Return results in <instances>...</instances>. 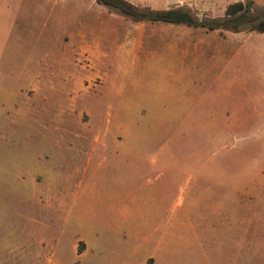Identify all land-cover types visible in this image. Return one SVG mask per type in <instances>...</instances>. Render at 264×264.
I'll use <instances>...</instances> for the list:
<instances>
[{"label": "rangeland", "instance_id": "374dc122", "mask_svg": "<svg viewBox=\"0 0 264 264\" xmlns=\"http://www.w3.org/2000/svg\"><path fill=\"white\" fill-rule=\"evenodd\" d=\"M17 1L0 0V264H142L139 242L156 245L181 198L229 222L199 233L209 262L164 223L174 264H264V34L136 23L96 2V43L66 47ZM127 1L220 20L247 0Z\"/></svg>", "mask_w": 264, "mask_h": 264}, {"label": "crops", "instance_id": "0c3cea01", "mask_svg": "<svg viewBox=\"0 0 264 264\" xmlns=\"http://www.w3.org/2000/svg\"><path fill=\"white\" fill-rule=\"evenodd\" d=\"M23 2V0L17 1V7ZM25 3H23L24 5ZM28 6V11H33L43 14V28L44 35H50L48 32L51 25H56L55 37L60 41L63 40L66 44V47H69L70 44H77L76 41H81L83 44L85 42L88 43L89 40L92 41L93 44L96 43V4L95 0H32L26 3ZM90 8L92 10L93 18L89 20L85 19V11ZM94 19V21H93ZM86 30L91 31V35L86 34ZM54 36V35H53ZM86 43V44H87ZM186 60V59H184ZM68 63L72 61L69 59L65 60ZM51 74L48 77L53 76L54 72L48 70ZM93 154V153H92ZM95 154V153H94ZM198 187V185H195ZM180 199V198H179ZM186 205L184 198L177 200L176 205L178 208H174V213L167 218L162 217L161 222L163 226V232L158 239L156 245H152V249L148 248L149 238L144 237L141 242H139L143 248H146L148 256L142 257V264H150L151 260H154L152 264H164L166 261H171L173 263L175 261V256L179 254V249L173 248L171 253L172 259L166 256V250L162 247V243L165 240V226L164 223L172 222V237L175 238V231H178L177 241H180L181 236L179 235V231L182 227L188 228L190 231H193L195 240L200 241L199 233L207 234L209 232H214V235L217 236L219 233L223 231V225L219 223L222 220L226 221V224L229 222V216L223 215L222 212H218V207L214 208V212L211 214H195L193 207L195 206L193 201H188V208H184ZM205 222L206 228L201 229V222ZM221 227V228H219ZM226 233H229L228 226L226 227ZM177 242V243H178ZM203 243V242H202ZM200 241L199 248L203 251V255L205 256V261L209 262L210 256L208 255V250H205L206 246ZM173 263V264H174ZM5 264V263H1Z\"/></svg>", "mask_w": 264, "mask_h": 264}, {"label": "trees", "instance_id": "16d2710c", "mask_svg": "<svg viewBox=\"0 0 264 264\" xmlns=\"http://www.w3.org/2000/svg\"><path fill=\"white\" fill-rule=\"evenodd\" d=\"M98 4L115 10L136 23L167 24L201 28L207 31H232L240 33L244 30L264 34V18L257 19L251 15L252 1H239L229 5L223 19L201 20L183 6L165 10L140 8L127 0H95Z\"/></svg>", "mask_w": 264, "mask_h": 264}]
</instances>
